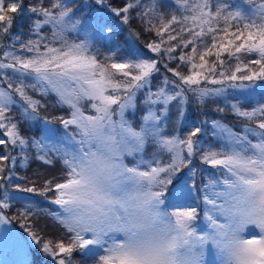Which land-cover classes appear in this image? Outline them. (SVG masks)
I'll list each match as a JSON object with an SVG mask.
<instances>
[{
	"label": "snow or ice",
	"instance_id": "6c2138e0",
	"mask_svg": "<svg viewBox=\"0 0 264 264\" xmlns=\"http://www.w3.org/2000/svg\"><path fill=\"white\" fill-rule=\"evenodd\" d=\"M83 5L84 16L69 0H0V224L19 220L26 234L5 228L0 241L39 257L23 264H207L209 252L219 264H264V103H230L243 130L213 120L208 146L199 126L165 134L172 105L183 116L189 93L201 103L228 89L264 99V0ZM21 16L27 38L12 32ZM133 20L153 37L144 44L152 56L114 43L125 29L140 38ZM37 95L66 114L41 117ZM17 108L23 121L42 120L38 135L22 134ZM31 150L45 165L59 161L60 177L14 183L13 153L26 163ZM41 216L56 235L37 227Z\"/></svg>",
	"mask_w": 264,
	"mask_h": 264
},
{
	"label": "trees",
	"instance_id": "16d2710c",
	"mask_svg": "<svg viewBox=\"0 0 264 264\" xmlns=\"http://www.w3.org/2000/svg\"><path fill=\"white\" fill-rule=\"evenodd\" d=\"M47 2V0H45ZM72 2V6L76 7L79 5L78 8V15L84 16L88 9L84 7L83 0H69ZM28 3V0H25V4ZM132 27L135 28L137 31H140L141 36L139 39H131L132 44L129 43L130 39L125 37L127 36V29L124 32H119L117 34L116 40L114 43L120 44L126 51L130 50L131 48H136L143 51L147 56H152V53L147 52V49L144 48V44L148 42V40L152 39L153 37L150 34H146L143 32V28L140 25L138 20H133ZM27 30H28V20L26 17L21 16L17 19L15 25L12 28L13 33H20L22 32L24 38H27ZM172 66H175L174 64ZM163 72V69H161ZM186 72V69H185ZM167 74V73H166ZM170 76V74H167ZM161 77L156 76L153 79V88H155L159 82ZM211 87V86H210ZM35 98L41 99L47 107L42 109L40 112V116H56L61 114H66V109H61L59 106L55 105V97L49 96L47 99L36 96ZM143 99V96H140V100ZM239 101L241 105L245 108L254 107L257 102L264 103V99H261L260 90L254 95L248 96L247 93L241 94L240 91L228 89L225 96L222 97H208L205 98L204 101L201 103L197 101L195 96L189 93V101L186 105H184V115L180 116L179 110L177 105L174 103L171 107L170 112L168 113L169 119L167 121V127L165 128V134H175L177 130L179 133L183 135L187 131H189L193 126L201 127L204 132L203 135L200 137L202 143L205 146L211 145L216 142L215 137H213V120H219L230 127L233 128L234 131L241 132L245 126V121L238 119L231 113V109L229 107L230 103ZM218 108H225L223 113L219 112ZM17 116V119L20 120V129L22 134L25 136L31 137L33 135L39 134V129L42 127V120L40 123L35 121H23L19 117V109L17 108L14 113ZM143 114V106L138 102V110L136 111L135 115L131 113L128 114V118L133 121L135 126H138L140 123V117ZM254 126V122L253 125ZM55 127L59 128V124H56ZM153 149L149 147L148 155L150 156ZM16 155V163H15V175L13 176L14 183H20L24 186H27L28 181L35 180L37 185H41L44 179L49 178H59L61 174V164L59 161H56L53 165H45L41 161L36 160L34 158L35 152L31 150V155L29 160L25 163L22 160V157L19 153H13ZM167 159V157H165ZM195 165L198 169H207L208 173L212 172L211 169H208L207 165H201L199 161V157H197L194 161ZM24 164V166H22ZM204 175L203 172L198 173L197 180ZM187 170H185L184 175L181 177L182 179L186 178ZM19 177H26L27 181L18 179ZM11 191V189H10ZM19 198H23L25 196H29L31 201L36 203L39 207H49L48 203L39 196H31L30 194L18 193L16 194ZM20 207V204H16L15 207L8 213L9 216H12L17 209ZM202 219V218H201ZM200 219V221H201ZM17 232H19L22 236H26L24 233L23 228L21 227V221L13 220L10 224ZM204 226V222H201V227ZM37 227L44 229L49 235H56L58 231V226L53 223L52 220L41 216L37 221ZM26 255L27 260L37 261L39 260L38 256H35L34 253L26 248ZM76 258L79 259V255H76Z\"/></svg>",
	"mask_w": 264,
	"mask_h": 264
},
{
	"label": "rangeland",
	"instance_id": "374dc122",
	"mask_svg": "<svg viewBox=\"0 0 264 264\" xmlns=\"http://www.w3.org/2000/svg\"><path fill=\"white\" fill-rule=\"evenodd\" d=\"M125 37L128 38V36ZM129 43L132 44L131 39ZM2 86L6 87V85ZM181 203H183V201ZM187 203L191 204L193 203V200L189 199ZM201 222H203L202 219L201 221H197L198 228H202ZM5 228L10 229L15 236L22 237V235L17 232L10 224H0V231H3ZM25 260H27L26 248H21L12 239L0 241V264H23ZM206 261L207 264H219L215 254L211 252L206 254Z\"/></svg>",
	"mask_w": 264,
	"mask_h": 264
}]
</instances>
